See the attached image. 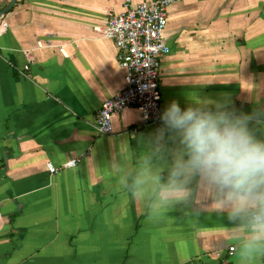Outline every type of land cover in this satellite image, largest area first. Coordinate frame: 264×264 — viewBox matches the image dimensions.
I'll list each match as a JSON object with an SVG mask.
<instances>
[{"label":"crops","instance_id":"1","mask_svg":"<svg viewBox=\"0 0 264 264\" xmlns=\"http://www.w3.org/2000/svg\"><path fill=\"white\" fill-rule=\"evenodd\" d=\"M123 1L15 0L0 16V264H235L238 229L195 180L190 201L157 219L117 184L114 166L151 150L163 127L135 107L109 134L96 126L124 72L94 27ZM163 36L161 114L223 101L264 140V0L175 1ZM170 163L168 151L156 161L165 177Z\"/></svg>","mask_w":264,"mask_h":264},{"label":"clouds","instance_id":"2","mask_svg":"<svg viewBox=\"0 0 264 264\" xmlns=\"http://www.w3.org/2000/svg\"><path fill=\"white\" fill-rule=\"evenodd\" d=\"M251 119L223 101L184 109L172 101L161 114L155 146L114 166L119 188L157 219L190 201L195 180L210 193L215 211L238 229L230 242L235 264H264V140L249 127ZM166 131L178 141L175 148H166ZM165 151L171 155L166 177L156 164Z\"/></svg>","mask_w":264,"mask_h":264},{"label":"built area","instance_id":"3","mask_svg":"<svg viewBox=\"0 0 264 264\" xmlns=\"http://www.w3.org/2000/svg\"><path fill=\"white\" fill-rule=\"evenodd\" d=\"M175 1L178 0L137 3L124 0L121 12L110 14L105 25L94 27L102 37L113 40L124 72L123 89L104 100L97 111L95 122L99 132L111 133L112 118L126 107H135L145 124L161 122L159 57L169 51L163 31L167 9ZM78 160L63 163L61 168L74 165ZM49 170L58 169L49 165Z\"/></svg>","mask_w":264,"mask_h":264},{"label":"water","instance_id":"4","mask_svg":"<svg viewBox=\"0 0 264 264\" xmlns=\"http://www.w3.org/2000/svg\"><path fill=\"white\" fill-rule=\"evenodd\" d=\"M15 2V0H12L6 7L4 10L0 11V16H2L4 13H6L9 8L13 5V3Z\"/></svg>","mask_w":264,"mask_h":264}]
</instances>
